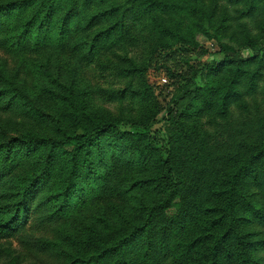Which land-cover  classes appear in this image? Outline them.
Here are the masks:
<instances>
[{
    "label": "trees",
    "instance_id": "obj_1",
    "mask_svg": "<svg viewBox=\"0 0 264 264\" xmlns=\"http://www.w3.org/2000/svg\"><path fill=\"white\" fill-rule=\"evenodd\" d=\"M239 1L247 8L236 28L227 3L217 20L199 0H98L84 19L81 0L0 4L5 56L65 45L78 18L77 46L117 72L119 97L150 107L134 117L100 114L67 88L56 113L37 100L26 110L19 99L31 104L27 91L2 73L0 124L20 130L0 141V255L10 264H264V33L258 0ZM143 21L158 32V46L197 48L202 35L218 43L221 56L179 76L171 103L187 101L190 109H169L164 153L151 134L161 109L145 80L148 68L129 50L133 23ZM230 33L234 45L224 41ZM110 54L123 65L102 63ZM205 108L211 120L189 123ZM214 123L220 132L208 133Z\"/></svg>",
    "mask_w": 264,
    "mask_h": 264
},
{
    "label": "rangeland",
    "instance_id": "obj_2",
    "mask_svg": "<svg viewBox=\"0 0 264 264\" xmlns=\"http://www.w3.org/2000/svg\"><path fill=\"white\" fill-rule=\"evenodd\" d=\"M12 0H0V4ZM14 1V0H13ZM86 1V2H84ZM115 4H122L125 0H113ZM227 0H199V3L204 4L208 10H215L216 19L223 16L225 5L227 3L229 10L227 16L230 18V24L236 28L239 22L241 11L247 8L244 2L232 0L233 3L226 2ZM98 0H81V17L84 19L90 12L95 10ZM64 9V6H62ZM258 8L260 10L257 15V21L260 24L261 32L264 33V0H258ZM6 15V14H5ZM162 18V17H160ZM77 19H73L70 36L64 45L54 43L40 51L28 50L25 54L19 56H5L0 52V75L3 73L9 80L15 79L16 83L22 90L29 95L32 100L31 104L25 103L24 99H19L20 105L28 110L29 105H33L35 100L41 101L39 107L45 108L46 113H56L64 104L63 100L67 94V88H73L75 99L87 101L91 111L107 114L112 116L134 117L142 111V107H150L146 102L131 97H119L117 91L124 86L123 81L118 79L117 72L107 66H99L98 62H92L89 57L86 47L83 48L77 45L80 43L78 33L74 23ZM103 22L102 27H108L111 20ZM132 18H128L131 23ZM246 22V20H244ZM133 23V30L130 33V55L133 56L136 62L140 65L147 66L148 70L145 74L146 82L154 90V102L161 109L156 123L152 126L151 134L153 144L161 153L165 152V128L168 111L173 107L171 100L174 96L175 89L179 86V76L190 77L193 71L200 63H212L220 61L218 43L208 40L205 36L199 35L198 47L191 48L190 45L183 43H175L171 47L158 46L157 34L150 23ZM243 22V21H242ZM240 23V22H239ZM241 29V28H240ZM234 33L227 34L224 41L232 43L231 38ZM237 38V37H235ZM121 54V53H119ZM118 54H110L102 59V63L112 65H123V61L115 58ZM91 62V63H89ZM4 70V71H3ZM204 84H201L203 86ZM2 86V81H0ZM251 101V99H247ZM203 106L202 104H200ZM190 109V105L186 102L176 105L172 110L176 112H185ZM53 112V113H52ZM214 112L211 108L201 109L200 113H195V116L189 119V123H206L211 120ZM236 115H238L236 113ZM21 117L17 115L16 118ZM21 120V119H20ZM23 128V127H21ZM40 130L42 133H51V128L38 125L34 130ZM20 129L11 126L0 124V141H8ZM23 130H21L22 132ZM208 133L220 132L214 125H208ZM116 154L125 156V153ZM112 151L105 150L107 158H112ZM165 156V154H162ZM98 162V161H97ZM136 168V167H135ZM141 171L142 166L138 167ZM96 169L102 171L101 164H96ZM137 171V170H135ZM120 172V171H119ZM131 173L130 167L126 168L124 174L119 173L120 185L126 181L127 174ZM119 185V186H120ZM98 207L89 208L87 215L97 212ZM75 215L68 217L65 224L66 228L72 230L76 223ZM6 248V247H5ZM11 259H8L6 253L0 255V264H10Z\"/></svg>",
    "mask_w": 264,
    "mask_h": 264
}]
</instances>
